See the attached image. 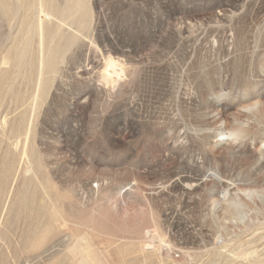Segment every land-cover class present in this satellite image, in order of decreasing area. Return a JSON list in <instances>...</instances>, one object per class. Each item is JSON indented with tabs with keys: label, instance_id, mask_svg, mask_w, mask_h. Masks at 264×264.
Instances as JSON below:
<instances>
[{
	"label": "rangeland",
	"instance_id": "obj_1",
	"mask_svg": "<svg viewBox=\"0 0 264 264\" xmlns=\"http://www.w3.org/2000/svg\"><path fill=\"white\" fill-rule=\"evenodd\" d=\"M0 264H264V0H0Z\"/></svg>",
	"mask_w": 264,
	"mask_h": 264
},
{
	"label": "bare ground",
	"instance_id": "obj_2",
	"mask_svg": "<svg viewBox=\"0 0 264 264\" xmlns=\"http://www.w3.org/2000/svg\"><path fill=\"white\" fill-rule=\"evenodd\" d=\"M109 67L111 68V70H112V73L113 74H115L116 76H118L119 77V73L120 72H122V71H119V73H117V71H116V65L114 64V63H110L109 64ZM259 111V110H258ZM227 134H225V133H222L219 137H220V139H221V142H220V144H225V143H229V138L232 136L231 134H229V135H227ZM232 138H235V136L233 135L232 136ZM218 146H219V144H218ZM255 151H256V149H255ZM260 156H262L263 155V152H262V150H258V151H256Z\"/></svg>",
	"mask_w": 264,
	"mask_h": 264
}]
</instances>
